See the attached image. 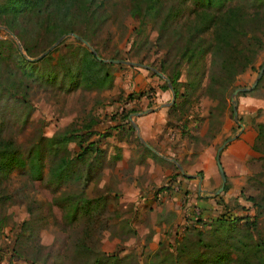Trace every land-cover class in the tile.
I'll list each match as a JSON object with an SVG mask.
<instances>
[{
    "label": "rangeland",
    "instance_id": "1",
    "mask_svg": "<svg viewBox=\"0 0 264 264\" xmlns=\"http://www.w3.org/2000/svg\"><path fill=\"white\" fill-rule=\"evenodd\" d=\"M226 2L246 14V35H260L253 14L264 16V0ZM101 3L100 10L106 13L103 22L81 29L90 33L103 57L114 55L134 63L111 66L112 82L100 89H62L23 76L31 105L12 97L6 77L17 69V51L30 59L53 41L41 45V34L27 23L26 53L0 18V140H11L24 157L23 165L0 169V264H84L96 257L101 264H259L264 247V140L256 138V123L264 121V68L259 82L249 86L264 61V35L261 48L250 53L245 49L249 65L235 74L225 92H208L209 70L201 76L196 66L189 68L180 58L183 41L176 31H185L182 22L198 8L194 1L185 0L181 12L185 18L176 15L167 29H161L159 21L178 0H163L155 18L134 10L132 0ZM173 20L182 21L178 25ZM75 38L61 37L52 64L59 51L69 56L75 50L79 44ZM242 43L246 41L241 36ZM153 68L163 75L178 72L180 94L172 100L176 105L170 106L168 85ZM236 87L249 88L233 92ZM159 108L164 114L155 138L128 126L137 124V116L130 112ZM86 123L97 132L86 134L82 143L91 141L100 153L89 166L75 163L82 176L87 173L83 186L81 179L56 187L48 183L50 157L45 150L42 178L31 177L26 150L38 134L49 137L65 129H82ZM235 138L244 141L242 161L229 160L224 170L221 157ZM142 140L156 152L144 148ZM254 141L257 151L250 147ZM219 145L225 180L216 191L221 183L215 162ZM65 146L69 155L74 154L78 138ZM117 152L123 157L109 156ZM81 188L86 196L104 195L105 200L100 213L95 208L79 210L72 220L52 198ZM249 195L255 196V202Z\"/></svg>",
    "mask_w": 264,
    "mask_h": 264
},
{
    "label": "trees",
    "instance_id": "2",
    "mask_svg": "<svg viewBox=\"0 0 264 264\" xmlns=\"http://www.w3.org/2000/svg\"><path fill=\"white\" fill-rule=\"evenodd\" d=\"M132 1L134 10H139L141 15L151 18L157 17L163 6V0ZM193 1L198 5V8L192 10L191 18L182 22L185 31H176L181 35L183 41L180 58L187 63L189 68L196 66L200 70L201 76L209 70L206 90L211 92V90L217 89L222 94L235 74L249 65L250 59L246 57L245 49H249L250 53L254 52L257 47H262L261 36L264 35V16L261 17L257 13L253 14L260 35L253 34V32L246 35L245 26L248 23V18L240 8L227 3V0ZM184 2L185 0H178V4L168 6L159 21L161 29H167L168 26L172 25V19L176 15H182L181 12L186 6ZM102 7L101 0H0V18L4 20L6 27L18 37L22 43V49L26 53H29L24 35L27 23L31 25L33 31L41 34L43 39L41 45L43 46L48 45L63 33L75 32L84 38L95 51L93 53L78 38H75L79 41L75 50L69 56L59 51L53 64L51 63L53 52L59 49V44L40 57L31 60L17 51L15 53L17 69L10 72L11 74L6 77L5 81L15 100H21L23 103L31 105L30 99L24 93L26 83L23 76H28L31 81L37 84L52 83L57 88L62 89L69 86L72 88L86 86L98 89L110 86L112 73L109 68L114 65L120 66L121 62H109L97 58L96 55L103 56L95 46L92 37L89 35L90 33L85 29H81L82 26L87 24L98 25L103 22L106 13L100 10ZM184 18L183 16L182 20ZM173 21L178 25L181 22L180 20ZM15 22L18 23L16 27L14 26ZM207 32L210 35L208 38L203 36ZM241 36L246 44H252L253 46L241 44ZM204 55H208L207 60L203 59ZM108 57L116 58L114 55ZM164 68L160 64L162 71H164ZM166 75L170 80L174 95L177 96L180 94L178 72L175 71ZM199 78L196 79V82ZM259 80L260 78L257 82ZM216 83L218 87H215ZM17 86L22 88V91H18ZM246 91L249 90H243L242 92ZM176 104L175 101H172L170 106ZM114 125L119 126V124ZM256 125L258 127L256 138L264 140V121L257 122ZM90 132H97L93 129L92 123L84 124L82 129H65L49 137L38 134L37 140L32 142L26 150L31 177L42 178V155L45 150L50 157L46 177L48 183L56 187L66 181L81 179L83 186L87 179L85 176L87 173H83L82 176L75 163L85 162L89 166L91 161L98 157L100 153L97 146L92 147L91 141L82 143L85 140V135ZM74 138H78L79 149L74 154L69 155L65 145L67 141ZM143 147L148 149L145 145ZM250 147L256 151L258 150L255 141ZM151 153L156 155L154 152ZM12 163L23 165L24 157L11 140H0V169L6 170ZM247 198L255 202V196L249 195ZM52 200L65 207V214L69 219H72L79 210L87 212L91 208H95L97 213H100L105 196H86L81 188L62 192L53 197ZM82 247L88 248L85 243H82ZM261 249L263 254L260 257L259 264H264V247H261ZM111 255L115 256V254ZM31 260L32 262L35 261L34 258ZM42 261H45V259ZM7 264L12 263L8 261ZM84 264H101V258H94L92 263L84 261Z\"/></svg>",
    "mask_w": 264,
    "mask_h": 264
},
{
    "label": "crops",
    "instance_id": "3",
    "mask_svg": "<svg viewBox=\"0 0 264 264\" xmlns=\"http://www.w3.org/2000/svg\"><path fill=\"white\" fill-rule=\"evenodd\" d=\"M130 113H133L134 115L137 116L136 117L137 124L135 125L134 123H131V126L134 127V125H135L136 128L138 127L137 129H139L142 132L144 137H152V136H154V138L156 137L155 135L157 132L158 123H160V121L163 120V118H162V116L164 114L163 109L159 108L156 111L155 110H146V109L145 110H134ZM120 126H123V124H121ZM114 127H118V126H114ZM114 132H115V129H114ZM145 133H147V134H145ZM243 143H244V141H242L240 138H235L232 141V143H230L228 145L226 150H224V155H222V157H221L224 170H227L226 169L227 161L230 160V161H232L231 163H233L235 161V163H237V164L242 161L241 159H242L243 155L241 153V150H242V148H243V150L245 148V145H243ZM118 145L121 146L122 144L119 143ZM154 152H156V151H154ZM104 154H105V152L102 154L103 157H104ZM105 156H106V154H105ZM109 156L113 157V159H119V158L123 157V155H121L119 152L112 153V155H109ZM103 160H105V158H103ZM159 167H160L159 165H155V168H159ZM231 168H232V166H231ZM227 173H229V171ZM130 186L132 187L133 190L135 189V186L133 185V183H131ZM131 198H132V196H131ZM132 200H134V199L132 198Z\"/></svg>",
    "mask_w": 264,
    "mask_h": 264
},
{
    "label": "water",
    "instance_id": "4",
    "mask_svg": "<svg viewBox=\"0 0 264 264\" xmlns=\"http://www.w3.org/2000/svg\"><path fill=\"white\" fill-rule=\"evenodd\" d=\"M10 32V31H9ZM10 34L11 35H13L12 34V32H10ZM66 34H71L72 36H74V37H76V38H78L79 40H81L89 49H91V51L93 52V53H95V51H94V49L92 48V46L84 39V38H82L81 36H79L77 33H75V32H68V33H63V34H61L60 36H58L50 45H48V47L46 48V49H44L43 51H41L39 54H37L36 56H34V57H30V59H36V58H38V57H40L41 55H43L44 53H46L48 50H50L60 39H61V37H63L64 35H66ZM19 46V48H20V45H18ZM21 49V48H20ZM96 57L97 58H100L101 60H104V61H109V62H127V63H134L133 61H127V60H124V59H120V58H103V57H100V56H98V55H96ZM135 63H137V64H142V63H139V62H135ZM145 67H151V66H149V65H146V64H143ZM263 68H264V61L262 62V64H261V66H260V68H259V70H258V72H257V74H256V77L254 78V80L252 81V83H251V85L249 86V87H251V86H253L254 84H255V82L257 81V79H258V77L260 76V74H261V72H262V70H263ZM154 69V71L158 74V75H160V76H162L164 79H165V81H166V83H167V85H168V88H169V90H170V92H171V97H170V100H169V102H171L172 100H173V98H174V91H173V88H172V85H171V83H170V80H169V78L166 76V75H163L158 69H155V68H153ZM249 87H236L234 90H233V92H235L236 90H240V89H246V88H249ZM168 103V102H167ZM233 112H234V114L236 113V111H235V108H234V106H233ZM134 125V124H133ZM134 127L136 128V126L134 125ZM137 129V128H136ZM237 135V133L235 134V135H233V136H230V137H228L226 140H229V139H231V138H233V137H235ZM142 142L144 143V145H146V146H148V147H150V145H148V143H146L145 141H143L142 140ZM151 149H153L152 147H150ZM220 148H221V145H219L218 147H217V149H216V153H215V162H216V166H217V169H218V171H219V174H220V178H221V183H220V185L218 186V188L216 189V191H218L219 189H221L222 188V186H223V184H224V180H225V174H224V171H223V168H222V166H221V163H220V159H219V153H220ZM154 150V149H153ZM155 151V150H154ZM179 169H180V171L184 174V175H190L189 173H186L185 171H183L182 170V168L179 166Z\"/></svg>",
    "mask_w": 264,
    "mask_h": 264
}]
</instances>
